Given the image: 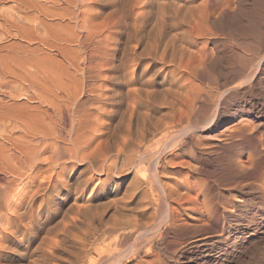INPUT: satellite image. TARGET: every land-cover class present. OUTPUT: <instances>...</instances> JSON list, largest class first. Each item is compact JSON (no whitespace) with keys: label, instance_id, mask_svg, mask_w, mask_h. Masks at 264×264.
<instances>
[{"label":"rangeland","instance_id":"obj_1","mask_svg":"<svg viewBox=\"0 0 264 264\" xmlns=\"http://www.w3.org/2000/svg\"><path fill=\"white\" fill-rule=\"evenodd\" d=\"M25 1L24 6L20 0H0V60L6 57L15 73L34 78L38 86L54 84L62 87L57 88L62 90L58 94L69 91L72 101L77 98L76 104L84 102L81 107L88 113L80 123L86 137L76 146L85 144L82 149L65 151L67 135L60 144L65 151L61 153L69 156L60 155L63 159H58L55 168L46 159L52 151L45 152L46 157L40 152L32 160L38 166L27 169L21 182L13 179L9 188L15 192L13 198L32 201L35 220L28 225L30 235L25 233L20 245H11V258L0 264H71L78 227L110 229L114 225L132 254L125 264L142 260V264H264V0H102L99 9L84 8L87 25L80 21L82 14L75 6L79 0ZM178 1H184L187 11ZM188 10H192L190 18ZM3 75L0 68V80ZM15 85L22 92L30 87L21 82ZM133 96L140 97L143 106L138 99L137 109L135 104L129 106L127 101ZM20 97L19 101L28 100ZM142 108L150 116L141 114ZM51 115L66 135L74 116L63 123L60 115ZM166 124L173 132L166 139L167 151L159 157ZM138 126L140 131L135 129ZM140 132L151 138L142 142ZM128 161L135 169L127 168ZM52 170L56 183L47 179ZM177 185L185 192L167 200L173 225L163 222L149 251L147 238L138 248L140 242L134 241L140 228L120 224L121 213L128 214L131 206V217H127L141 223L150 218L158 222L161 212L167 211L157 188L169 191L168 186ZM68 215H76L72 216L76 225L69 224ZM66 226L74 229L71 234ZM98 249L94 257L100 255ZM136 249L139 254L133 257Z\"/></svg>","mask_w":264,"mask_h":264},{"label":"bare ground","instance_id":"obj_2","mask_svg":"<svg viewBox=\"0 0 264 264\" xmlns=\"http://www.w3.org/2000/svg\"><path fill=\"white\" fill-rule=\"evenodd\" d=\"M73 1H75V0H70V2L72 3ZM101 1L102 0H79V4H76L75 3V6H78V8L80 9V13L82 14V17H81V19H80V21L84 24V25H87V21H88V11H85L84 10V8H91V7H93L92 5H94L95 7H99L100 6V3H101ZM191 1V0H190ZM205 2V1H204ZM20 3L21 4H23L24 6L26 5V1L25 0H20ZM125 3V2H124ZM175 3V2H174ZM184 3V1L182 2H179L178 1V4H179V7H180V5H181V8L183 7V9L185 8V10H184V12L185 11H187L186 10V5L185 4H183ZM206 3V2H205ZM209 3V2H208ZM177 4V5H178ZM201 4H202V2H201ZM204 4V3H203ZM174 5V4H173ZM189 6V5H188ZM191 6V5H190ZM96 8V9H99V8ZM198 8L197 6H195V5H193V8ZM200 7V6H199ZM189 8V7H188ZM175 9V8H174ZM178 9V8H177ZM180 9V8H179ZM190 10V9H189ZM188 10V12H187V14L190 12V13H192V10L191 11H189ZM232 10V9H231ZM175 11V10H174ZM230 11V10H229ZM16 12V11H15ZM170 13H173V12H171V11H169ZM182 12V11H181ZM193 12H194V10H193ZM240 13V12H239ZM174 14V13H173ZM177 14V13H176ZM200 14V13H199ZM15 15H16V13H15ZM170 16H171V14H170ZM173 16V15H172ZM175 16H177V15H175ZM179 16V15H178ZM177 16V17H178ZM186 16V15H185ZM208 16V15H207ZM79 17V16H78ZM174 17V16H173ZM202 17V16H201ZM19 18H20V16H19ZM25 18V17H24ZM123 18V17H122ZM172 18V17H171ZM175 18V17H174ZM187 18V17H186ZM188 18H190V16H189V14H188ZM207 18V17H206ZM2 19V18H1ZM173 21H175L174 19H173ZM176 21H177V19H176ZM206 21V20H205ZM8 22V21H7ZM159 26H160V23H159ZM182 28V27H181ZM129 29V28H128ZM17 31V30H16ZM133 31H135V30H133ZM19 34V33H18ZM90 34H92V33H90ZM12 35V34H11ZM89 35V34H88ZM91 37H92V35H90ZM168 39V38H167ZM172 39H169L168 41H171ZM163 42V41H162ZM79 43V42H78ZM157 43V42H156ZM173 43V42H172ZM166 44V43H165ZM162 45V44H161ZM163 45H164V42H163ZM167 45V44H166ZM171 45H174V43L173 44H171ZM158 46L159 47H161L159 44H158ZM154 47H156V45L154 46ZM153 47V48H154ZM170 47V46H169ZM169 47H168V49H169ZM175 47V46H174ZM90 48V47H89ZM163 48V47H162ZM164 48H166V47H164ZM157 49V48H156ZM155 49V50H156ZM159 49V48H158ZM173 49H176V48H173ZM172 49V50H173ZM91 50V49H90ZM163 50V49H162ZM162 50L160 49V51H161V53H162ZM151 51V50H150ZM152 51H154V50H152ZM151 51V52H152ZM160 51H158V52H160ZM164 51H166V50H164ZM163 51V52H164ZM173 52H174V50H173ZM166 53V52H165ZM155 54H156V52H155ZM203 57V56H202ZM5 58V59H4ZM13 58V57H12ZM2 60H0V68H2V70L4 71V75H3V79H1L0 80V262H2V261H5L6 259H8V258H11L10 257V253H9V250L10 249H13V247H11V245H13L14 243L16 244V245H20V243H21V241H24V235H25V233H28L29 234V231H30V227L28 226V225H30L29 223H33L34 222V220H35V217H33V213H32V210H33V207H35V206H33L32 207V201H30V200H15L14 198H13V195H14V193H11V190L9 189L10 188V185H11V183H12V181H13V179L15 180V178H18V180H20V182H21V179H23V174H24V172L27 170V169H31V170H33L35 167H37L38 165H35L34 163H36L35 161L33 162L32 160L35 158V155L36 154H38V153H40V154H42V152L43 153H45V152H48V154H49V152L50 151H52V152H50V155H48V157L46 158L47 159V161L48 162H50V163H52L51 165V168H53L54 167V165H56V163L58 162V159L60 158V155H63V157H64V154H67V152L66 153H61L62 152V150L64 151V149H62L61 150V144H60V142L62 143V141L66 138V136L68 135V142L69 143H67V145L68 146H65L64 148H65V151L66 150H68V151H71V150H73L72 149V147H75V149L76 148H79V147H81V149H82V147L85 145H82V146H79V147H76V146H78V143H79V141L81 140V139H83V137H86V136H84V131H83V123H80V120L82 119V118H84L85 119V115H87V113H88V110H87V112H86V110H84L81 106L82 105H84V102L83 103H80V104H76V102H78L77 101V98H75L74 97V101H72V98H71V95H72V93H71V95H70V92L69 91H67L66 93H67V95H65V94H63V95H60V94H58L59 92H62V90L61 91H59V90H57V88L59 87L58 85V87H56V85L54 86V84L53 85H49L48 84V87L46 88H44V86L43 87H40V85L38 86L37 84V82L35 83L34 82V78H31V77H28V76H23V75H18L17 73H15L11 68H10V66H9V64H8V62L6 61V60H8L6 57H3V58H1ZM20 59V58H19ZM18 58H15V59H12V60H18L17 62L19 63V61L21 62V59L19 60ZM261 59V58H260ZM9 61V60H8ZM13 63V62H12ZM259 64V63H258ZM102 66V65H101ZM246 66V65H245ZM259 66V65H258ZM88 68V67H87ZM240 70H241V68H240ZM240 70H238V71H240ZM242 71V70H241ZM46 74V73H45ZM70 75V74H69ZM84 79V78H83ZM247 79V78H246ZM245 79V80H246ZM117 80H119V78H117ZM19 82H21V83H28V86H30L29 88H27V90L28 89H33L31 92L32 93H30L29 91H27L26 89V92H22L23 90L21 89H16V83H19ZM126 83V82H125ZM234 86V85H233ZM61 87V86H60ZM44 88V89H43ZM62 88V87H61ZM61 88H58V89H61ZM24 90V91H25ZM142 90V89H141ZM147 90V89H146ZM146 90H144V91H146ZM151 90V89H150ZM149 90V91H150ZM229 90V89H228ZM127 91V90H126ZM134 91H135V89H134ZM137 91H139V90H137ZM72 92V91H71ZM122 92V91H121ZM129 92V91H128ZM142 92V91H141ZM147 92H148V90H147ZM151 92H152V90H151ZM159 92V91H158ZM64 93V92H63ZM115 93H116V91H115ZM118 93V92H117ZM134 93V92H133ZM136 93V92H135ZM146 93V92H145ZM150 93V92H149ZM153 93V92H152ZM152 93H151V95H152ZM169 93V92H168ZM122 94H124V93H122ZM128 94V93H127ZM126 94V95H127ZM130 94V93H129ZM136 94H139V92H137ZM157 94V93H156ZM74 95H76V94H74ZM98 95V94H97ZM97 95H94V97H96V98H98L99 99V97H97ZM100 95V94H99ZM103 95V94H102ZM101 95V96H102ZM125 95V94H124ZM135 95V94H134ZM145 95H147V94H145ZM149 95V94H148ZM150 95V96H151ZM153 95L155 96V94L153 93ZM162 95H164V93L162 94ZM20 96H24L26 99H28V100H26V102H23V101H19V99H17V98H19ZM117 96H118V94H117ZM130 96V95H129ZM132 96V95H131ZM139 96H141V95H139ZM4 97H6V98H8V100L6 99H4ZM127 97V99H128V96H126ZM138 97V96H137ZM147 97H149V96H147ZM153 97V96H152ZM159 97H160V94H159ZM163 97H165V96H163ZM21 98V97H20ZM101 98V97H100ZM123 97H121V100H123L122 99ZM124 98H125V96H124ZM131 98V97H130ZM129 98V100L127 101V100H125V102L127 101V102H129L128 103V105L129 106H131V105H133L134 106V104H135V106H136V104H137V100L136 99H138V98H140V97H138V98H135L134 96H133V99L131 100ZM161 98V97H160ZM166 98V97H165ZM111 99H113V98H111ZM110 99V100H111ZM117 99V98H116ZM153 99V98H152ZM159 99V98H158ZM164 99V98H163ZM162 99V101H164V103L166 102V99L165 100H163ZM109 100V101H110ZM120 100V99H119ZM142 101H143V98L141 99ZM148 100V99H147ZM153 100H155V99H153ZM210 100V99H209ZM29 101V102H28ZM99 101H100V99H99ZM138 101H139V99H138ZM35 102V103H34ZM89 102V101H88ZM124 102V101H123ZM145 102H146V100H145ZM159 101L158 100H156V103H158ZM161 102V101H160ZM79 103V102H78ZM85 103H87V102H85ZM117 103V102H116ZM139 103H140V101H139ZM144 103V102H143ZM143 103H140V104H142V106H143ZM148 103H149V101H148ZM155 103V102H154ZM74 104H76V107H77V109L74 111V112H72L73 110H72V107H73V105ZM88 104V103H87ZM112 104V103H111ZM121 104V103H120ZM139 104V106H141ZM152 104H153V102H152ZM161 104V103H160ZM146 106H147V104H145ZM149 105V104H148ZM133 106H131V107H133ZM127 107V106H126ZM130 107V109L133 111V109ZM149 107V106H148ZM148 107H147V109H148ZM93 108V107H92ZM92 108H90V109H92ZM100 108V107H99ZM136 109H137V106L135 107ZM144 108V107H143ZM142 108V109H143ZM150 108V107H149ZM198 108V107H197ZM75 109V108H74ZM151 109V108H150ZM50 110H51V112H50ZM95 110V109H94ZM135 110V109H134ZM214 110V109H213ZM99 111H100V109H99ZM98 111V112H99ZM103 111V108H102V110H101V112ZM148 111V110H147ZM146 110H140V112H141V114L142 113H144V112H147ZM73 114H72V113ZM131 112V111H130ZM137 112H138V110H137ZM51 113H54V116L56 115H60V117H61V120H62V122L64 123V122H66L67 121V118H69V117H71V115H73L74 116V118H71L72 119V123H71V127L69 126L70 125V123H69V125H68V127H70V129H69V131L66 133V135H63V134H65V133H62V131L61 130H63V129H59V120L57 119V118H55L54 119V117H52V115H51ZM139 113V112H138ZM92 114V113H91ZM100 114V113H99ZM99 114H98V116H99ZM131 114V113H130ZM135 114V113H134ZM137 114V113H136ZM96 115V114H95ZM139 116H140V113L138 114ZM144 115H145V113H144ZM143 115V116H144ZM89 116H91V115H88V117ZM129 116V115H128ZM131 116V115H130ZM147 116H150V115H148V112H147ZM50 118V121H48V120H46L47 118ZM59 117V118H60ZM88 117H86V118H88ZM136 117V116H135ZM141 117H142V115H141ZM145 117V116H144ZM143 117V118H144ZM89 118H91V117H89ZM88 118V119H89ZM97 118H99V117H97ZM131 117H129V119H130ZM137 118H138V116H137ZM142 118V119H143ZM132 119V118H131ZM131 119H130V121H131ZM141 118L139 119V120H142ZM144 119H146V118H144ZM148 119V118H147ZM147 119H146V121H147ZM90 120V119H89ZM91 120H92V118H91ZM97 120V119H96ZM125 120H128V118L127 119H125ZM139 120L137 121L136 119H135V121L136 122H138V124L140 123L139 122ZM178 120H180V119H178ZM85 121H86V119H85ZM88 121V120H87ZM143 121L144 120H142L141 122L143 123ZM82 122V121H81ZM96 122V121H95ZM129 122V121H128ZM127 122V123H128ZM212 122V121H211ZM68 123V122H67ZM86 123V122H85ZM141 123V124H142ZM145 123V122H144ZM143 123V124H144ZM129 124V123H128ZM127 124V125H128ZM136 124V126H137V123H135ZM146 124H147V122H146ZM131 125V124H130ZM148 125H149V123H148ZM91 126V125H90ZM142 126V125H141ZM140 126V127H141ZM145 126V125H144ZM147 126V125H146ZM151 126V125H150ZM152 126L154 127V125L152 124ZM161 126H162V124H161ZM164 126H165V124H164ZM88 127V126H87ZM87 127H86V129H87ZM115 127V126H114ZM130 127V126H129ZM143 127V126H142ZM152 127V128H153ZM60 128H62V127H60ZM63 128H64V125H63ZM66 128V127H65ZM135 128V127H134ZM139 129V131H140V129L141 128H139V126L138 127H136L135 129ZM145 128V127H144ZM157 128V127H156ZM158 128H160V125H159V127ZM157 128V129H158ZM162 128V127H161ZM134 129V130H135ZM138 129H137V131H138ZM147 129H150V127L148 128V127H146V130ZM164 129H166L165 131V133L163 134V140L159 143V145H160V147H161V152L159 153V157L161 156V154H164L165 153V150L167 151V149H166V139L167 138H169L171 135H172V132L173 131H171V127H170V125L169 124H166V127H164L162 130L164 131ZM170 129V130H169ZM186 129V128H185ZM184 129V130H185ZM117 130V129H116ZM129 130V129H128ZM144 129H142L141 131L142 132H144L143 131ZM145 130V131H146ZM161 130V131H162ZM130 131V130H129ZM129 131H127V132H129ZM131 132V131H130ZM133 132V131H132ZM147 132V131H146ZM150 132V131H149ZM87 133V132H86ZM145 133V132H144ZM151 133V132H150ZM150 133H146V134H150ZM126 134V133H125ZM140 134H141V132H140ZM124 135V134H123ZM129 135V134H128ZM134 135V134H133ZM142 135V140L141 139H139V140H141L142 142H143V140H145L146 138H148L146 135H143V134H141ZM152 135H153V133H152ZM127 136V135H126ZM126 136L124 137H122V138H126ZM82 137V138H81ZM127 137H129V136H127ZM133 137V136H132ZM138 137V136H137ZM130 138V137H129ZM141 138V137H140ZM145 138V139H144ZM149 138H151V137H149ZM179 138V137H178ZM178 138H176V139H178ZM99 139V138H98ZM131 139V142L133 141L132 140V138H130ZM129 139V140H130ZM136 138H134V141H136L135 140ZM67 140V139H66ZM66 140H64V141H66ZM85 140V139H84ZM123 140V139H122ZM125 140L126 139H124L123 141L125 142ZM139 140H137V141H139ZM89 141V140H88ZM87 141V142H88ZM141 141H139V142H141ZM82 142V141H81ZM81 142L79 143V145L81 144ZM123 142V143H124ZM177 142H178V140H177ZM177 142H175V143H177ZM86 143V142H85ZM127 143V142H126ZM129 143H130V141H129ZM135 143V142H134ZM179 143V142H178ZM60 144V145H59ZM63 144H64V142H63ZM88 144V143H87ZM125 144V143H124ZM124 144H122V145H124ZM133 144V143H132ZM134 145V144H133ZM130 147H131V145H129ZM128 146V147H129ZM86 147V146H85ZM125 147V146H124ZM127 147V146H126ZM172 147V146H171ZM175 147V146H174ZM127 149H129V148H127ZM77 150V149H76ZM131 150H133V149H131ZM64 151V152H65ZM78 152H81L80 150L78 151ZM77 152V153H78ZM83 152V151H82ZM52 153V154H51ZM69 153V152H68ZM76 153V152H75ZM123 153H124V151H123ZM80 154V153H79ZM157 154V153H156ZM77 155V154H76ZM81 156H82V153L80 154ZM43 156V155H42ZM67 156H69L68 154H67ZM75 156V155H74ZM143 156V155H142ZM39 157V156H38ZM44 157H46V153H45V156ZM66 157V156H65ZM71 159H73V155H71ZM77 157H78V155H77ZM80 157V156H79ZM67 158V157H66ZM37 159V158H36ZM61 160L63 159V158H60ZM59 159V160H60ZM69 159V158H68ZM76 159V157L74 158V160ZM79 159V158H78ZM158 159H160V158H158ZM44 160H45V158H44ZM60 160V161H61ZM65 160V159H64ZM63 160V161H64ZM135 162V161H134ZM158 162H159V160H158ZM157 162V163H158ZM60 163V162H59ZM112 163H116L115 161L113 162L112 161ZM49 164V163H48ZM65 164V163H64ZM126 164V166H127V168H130V166H131V168L133 167V169H135V167H136V165H134L133 164V166L132 165H130L131 164V162L130 161H128V162H126L125 163ZM59 165V164H58ZM61 165H62V162H61ZM112 165H114V164H112ZM63 167H65V165H62ZM108 166V165H107ZM108 167H111V165H109ZM157 167V166H156ZM50 168V169H51ZM55 168V167H54ZM58 168V167H57ZM69 168V167H68ZM112 168V167H111ZM49 169V170H50ZM62 169V168H61ZM64 169V168H63ZM48 170V171H49ZM54 170V169H53ZM52 170V173H50L49 174V177L48 176H46V177H48L47 179H49V181H54V180H56L57 178H54L55 176H57L56 175V172H54ZM57 170V169H56ZM59 170V169H58ZM72 170V169H71ZM96 170H98V169H96ZM157 170V169H156ZM62 171V170H61ZM102 171V170H101ZM154 171V170H153ZM109 172V171H108ZM60 174H61V172H59ZM71 173V172H70ZM98 173V172H97ZM38 174V173H37ZM36 174V175H37ZM57 174H58V172H57ZM35 175V174H34ZM48 175V174H47ZM59 175V174H58ZM153 175H154V177H157V175H156V173L155 172H153ZM159 175V174H158ZM62 176V175H61ZM60 177V176H59ZM153 177V176H152ZM109 178V177H108ZM61 179V178H60ZM82 179V178H81ZM81 179H79V180H81ZM85 179H86V177H85ZM84 179V180H85ZM158 179V178H157ZM41 180V179H40ZM17 181V180H16ZM57 181V180H56ZM86 181V180H85ZM55 182V181H54ZM53 182V183H54ZM84 182V181H83ZM17 183V182H16ZM56 183V182H55ZM54 183V184H55ZM25 184V183H24ZM49 184V183H48ZM59 184V183H58ZM79 184V183H78ZM45 184H43V186H44ZM52 185V184H51ZM83 185V184H82ZM16 186V185H15ZM14 186V187H15ZM40 186V185H39ZM45 186H47V185H45ZM62 186V185H61ZM79 186V185H78ZM38 187V186H37ZM50 187V186H49ZM60 187V186H59ZM137 187H140V186H137ZM159 187V186H158ZM63 188V187H62ZM81 188H82V186H81ZM168 188H170V189H168L169 191H167L163 186L162 187H159V188H157V191L159 190L160 191V195H162V198L164 199V201L162 202V205H165L166 204V207H165V211H167L166 213H163V212H161V217H162V219L161 220H159L158 222H156V221H152L151 220V218L149 219L150 220V222L149 221H147V222H142L141 223V221L140 220H138L136 217H134L133 219H131V218H129V217H127L128 215L131 217V215L129 214L130 213V211H133V208H131V206H129V208L130 209H132V210H130V211H128L129 213L127 214V213H121V217H120V219H122V221L120 222V224H123V225H125V226H128V227H133V226H136V227H138V228H140L138 231V234L136 235V239H135V241H134V243H137V242H140L139 243V245L137 246L138 248H140L141 246H142V242H144V240H145V238H147L146 240H149L150 241V243H149V246L146 248L147 249V251H149L150 250V246L153 244V239H154V237H153V235L155 234V233H161L162 232V224H163V222H166L167 223V225L168 226H172L173 225V223H174V218H173V215H172V212H170V210H171V208L169 209V204H168V202H167V200H168V198H170V197H175V195H176V197H179V196H181L182 195V193L181 192H185V191H183V190H181L180 189V187H178V185H177V187L175 188V187H169L168 186ZM13 189V188H12ZM43 189V188H42ZM47 189V188H46ZM67 189V188H66ZM75 189V188H74ZM137 189V188H136ZM10 190V191H9ZM80 190V189H79ZM146 190V189H145ZM144 190V191H145ZM40 191H43V190H40ZM39 191V192H40ZM55 191V190H54ZM82 191V190H81ZM80 191V192H81ZM84 191V190H83ZM136 191V190H135ZM143 191V192H144ZM4 192H6V194H4V195H6V198H4L5 200L3 201V198H1V196L3 195V193ZM35 192H37L36 191V189H35ZM44 192H45V190H44ZM73 192V191H72ZM145 192H147V191H145ZM144 192V193H145ZM187 192V191H186ZM69 193V192H68ZM77 193V192H76ZM8 194H9V196H8ZM24 194H25V192H24ZM28 194V193H27ZM26 194V195H27ZM78 194V193H77ZM77 194H76V196H77ZM82 194V193H81ZM187 194V193H186ZM18 195V194H17ZM21 195V194H20ZM30 195V194H29ZM65 195V194H64ZM66 195H68V194H66ZM79 196H80V194H78ZM147 195V194H146ZM145 194H144V196H146ZM184 195V194H183ZM16 195H14V197H15ZM24 196V195H23ZM31 196V195H30ZM34 196V195H33ZM132 196H133V193H132ZM185 196V195H184ZM183 196V197H184ZM48 197V196H47ZM69 197H70V195H69ZM78 197V196H77ZM176 197H175V199H176ZM19 198V197H18ZM20 198H22V196H20ZM28 198V197H27ZM36 198V197H35ZM31 199H33L32 197H31ZM64 199H66V198H64ZM75 199H77V198H75ZM170 199H172V198H170ZM78 200V199H77ZM144 200V199H143ZM173 201H176V200H173ZM179 202L181 201V200H178ZM177 201V203H179ZM50 202V201H49ZM52 202V201H51ZM50 202V203H51ZM166 202V203H165ZM74 204V203H73ZM168 204V205H167ZM33 205H34V203H33ZM55 205V204H54ZM53 205V206H54ZM85 206V205H84ZM55 207V206H54ZM77 207H78V205H77ZM76 207V208H77ZM125 207H128V206H125ZM47 207H45V209H46ZM79 208V210H80V207H78ZM77 208V209H78ZM85 208V207H84ZM82 209V207H81V209L82 210H87V209ZM87 208V207H86ZM36 210H37V208H35ZM44 209V210H45ZM128 209V208H127ZM36 210H35V212H36ZM43 210V209H42ZM50 209H48V211H49ZM76 210V209H75ZM126 210V209H125ZM55 211V210H54ZM41 212V211H40ZM122 212H124V211H122ZM126 212V211H125ZM8 215L9 217H5L4 215ZM37 214V213H36ZM45 214V213H44ZM52 214V213H51ZM82 214V213H81ZM80 214V215H81ZM87 214H88V212H87ZM86 214V215H87ZM40 215V214H39ZM77 215V214H76ZM76 215H74V216H76ZM134 215H136V214H134ZM133 215V216H134ZM3 216L5 217V218H3ZM70 216H71V219L72 220H70L69 218H70ZM68 215V218H67V220H68V222L70 221V225L71 226H73V225H76V223H77V221L76 220H73V218H74V216L73 215ZM72 216H73V218H72ZM132 216V217H133ZM150 216H152V215H150ZM153 216H154V214H153ZM153 216H152V218H153ZM38 217V216H37ZM89 217V216H88ZM127 217V218H126ZM155 218V217H154ZM40 219V218H39ZM42 219V218H41ZM78 219V218H77ZM155 220V219H154ZM97 221V220H96ZM43 222V221H42ZM59 222V221H58ZM57 222V223H58ZM65 222H67L66 220H65ZM178 222V221H177ZM51 223V222H50ZM56 223V224H57ZM64 223V222H63ZM62 223V224H63ZM65 224V223H64ZM67 224V223H66ZM181 224V223H180ZM32 225V224H31ZM48 225V224H47ZM52 225V224H51ZM69 225V226H70ZM182 225V224H181ZM61 226V225H60ZM60 226H59V228H60ZM119 226V225H118ZM41 227V226H40ZM45 227H46V225H45ZM44 227V228H45ZM52 227V226H51ZM57 227H58V225H57ZM61 227H64V226H61ZM67 227V226H66ZM127 227V228H128ZM36 228V227H35ZM49 228V229H48ZM47 229H48V231L50 230V227H48ZM68 228V227H67ZM72 228V227H71ZM70 228V229H71ZM125 228V227H124ZM37 229H39V228H37ZM69 229V228H68ZM70 229H69V232L68 233H70L71 234V231L72 230H74V229H72L71 231H70ZM78 229H79V231L77 232L76 230V233H75V236H76V242L75 243H77L76 245H74V243H73V245H72V247L74 246V248L72 249V247L70 246V248L72 249L71 250V252L70 253H72V255L70 254V262H71V264H125L126 262H127V260L129 259V258H131L132 257V254L130 253L131 251H129L130 250V248H127V247H125L122 243H123V236L121 235V234H119V233H115L116 231H117V227H116V225H114L112 228H102V227H100V228H92V229H89V228H86V229H83L81 226L80 227H78ZM164 229V228H163ZM44 230V229H43ZM59 230V229H58ZM62 230H63V228H62ZM61 230H59V232H60ZM65 231V227H64V230H63V232ZM21 232V237L22 238H20V239H17V236H18V234ZM37 232V231H36ZM62 232V233H63ZM35 233V232H34ZM61 233V232H60ZM65 233V232H64ZM33 234V233H32ZM36 234V233H35ZM69 234V235H70ZM30 235V234H29ZM62 235V234H61ZM66 235V234H65ZM69 235H67V236H69ZM74 235V234H73ZM64 236V235H63ZM67 236H65V237H67ZM72 236V235H71ZM32 237H33V235H32ZM65 237H63V238H65ZM70 237V236H69ZM68 237V238H69ZM73 237V236H72ZM71 237V238H72ZM25 238H26V236H25ZM54 238H56V237H54ZM70 238V239H71ZM74 238V237H73ZM49 240L48 241H50V238H48ZM59 239V238H58ZM62 239V238H61ZM55 240V239H54ZM53 239H52V241L53 242H55ZM145 240V241H146ZM156 240V239H155ZM62 242H68V239L66 240V241H64V240H61ZM53 242H52V244H53ZM56 242H57V239H56ZM59 242V241H58ZM69 242H71V240L69 241ZM45 243H48V242H45ZM24 244V243H23ZM52 244H51V242H50V246H52ZM61 244H63V243H61ZM65 244V243H64ZM70 244V243H69ZM138 244V243H137ZM59 245H60V242H59ZM67 245V244H66ZM47 246H48V244H47ZM55 245H53V247H54ZM65 246V245H64ZM16 246H14V249H16L15 248ZM26 247H28V246H26ZM46 247V246H45ZM49 247V246H48ZM52 247V248H53ZM59 247H62L63 248V246L61 245V246H59ZM58 247V248H59ZM67 247H68V245H67ZM21 248H22V246H21ZM29 248V247H28ZM55 248L56 249H58L56 246H55ZM98 248H100V255L99 256H96V257H94L95 255V253H99V249ZM23 249H25V248H23ZM47 249H49V248H47ZM65 249V251H66V248H64ZM69 249V248H68ZM40 250H41V248H40ZM54 250V249H53ZM53 250H52V252H53ZM60 250V249H59ZM63 250V249H62ZM137 250V249H136ZM17 251H20V250H17ZM22 251V250H21ZM47 251V250H46ZM45 251V252H46ZM50 251V250H49ZM49 251H47V252H49ZM64 251V252H65ZM24 252H28V251H24ZM23 252V253H24ZM57 252V251H56ZM55 252V253H56ZM63 252V251H62ZM63 252V253H64ZM54 253V254H55ZM58 253V252H57ZM68 253V252H67ZM11 254H12V252H11ZM21 254H22V252H21ZM53 254V255H54ZM131 254V255H130ZM134 255H133V257L135 256V257H137V255H135V254H139V250H137V251H135L134 253H133ZM19 255V254H18ZM27 255V254H26ZM25 255V256H26ZM13 256V255H12ZM20 256V255H19ZM56 256V255H55ZM66 256V255H65ZM64 256V257H65ZM18 257V256H17ZM24 257V256H23ZM62 256L60 255V258H61ZM69 257V256H68ZM21 258H22V256H21ZM20 258V259H21ZM55 258H58V257H55ZM63 258V257H62ZM24 259V258H23ZM43 259V258H42ZM66 259H68V258H66ZM65 259V260H66ZM22 260V259H21ZM46 260V259H45ZM58 260V262H60L59 261V259H57ZM12 261H13V259H12ZM54 261H55V259H54ZM129 261V260H128ZM14 262V261H13ZM19 262V261H18ZM56 262V261H55ZM65 262V261H64ZM66 262H67V260H66ZM142 262H143V260H142ZM142 262H138V264H142ZM5 263V262H4ZM8 263V262H7ZM42 263H45V262H42ZM50 262H48V264H49ZM61 263H62V261H61ZM12 264V263H11ZM16 264H18V263H16ZM41 264V263H40ZM64 264V263H63ZM65 264H67V263H65Z\"/></svg>","mask_w":264,"mask_h":264}]
</instances>
